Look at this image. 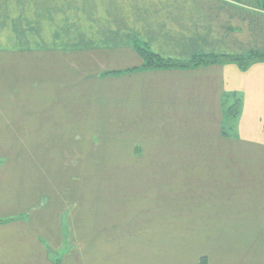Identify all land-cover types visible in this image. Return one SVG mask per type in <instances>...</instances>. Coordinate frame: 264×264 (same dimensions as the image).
I'll use <instances>...</instances> for the list:
<instances>
[{
    "label": "rangeland",
    "instance_id": "1",
    "mask_svg": "<svg viewBox=\"0 0 264 264\" xmlns=\"http://www.w3.org/2000/svg\"><path fill=\"white\" fill-rule=\"evenodd\" d=\"M38 25L34 38L19 37L21 33L13 34L9 27L0 29V103L13 105L14 116L24 112L22 102L28 95L41 93L49 104L40 121L42 128H24L22 140L28 142L31 154L28 163L14 158L9 164V147L0 148V153L8 156L9 167L29 177L34 190L29 203L34 204L38 184L39 193H45L39 199L47 200L50 207L48 220L53 227L59 224V230L49 229L48 241L43 243L46 262L51 263L53 252L61 258L74 249L68 237L95 248L88 264H199L218 240L224 239L219 250L236 242L245 244L239 237L251 236L252 230H230L232 213L243 214L245 197L233 194L234 187L223 184L227 181H210L197 166L199 162L210 165L209 154L217 157L223 149L212 138L217 128H203L208 126L205 120L214 123L215 118L203 120L196 112L168 116L164 123L169 125L163 128H139L136 96L142 89L149 93L146 82L157 84L153 80L157 75L150 79L137 74L139 67H117L134 65V59L112 64L108 62L112 54L95 53L92 62L87 53L56 48L45 34L48 28ZM200 79L196 74L193 78L178 76L170 86L178 90L183 82L189 84L186 96H192L188 101L192 102L197 95L215 89L212 83L199 84ZM236 98L230 97L232 102ZM145 117L151 122L159 118ZM232 121L229 117L225 124ZM14 130L16 134L23 131ZM205 131L214 142L210 146L205 143ZM21 151L16 146V154ZM188 152L192 156L185 160L196 163L191 168L196 192L191 195L180 174L184 166L180 160ZM3 213L0 210V220H17L21 215ZM119 244L123 245L120 249ZM130 252L134 255L123 254Z\"/></svg>",
    "mask_w": 264,
    "mask_h": 264
},
{
    "label": "crops",
    "instance_id": "2",
    "mask_svg": "<svg viewBox=\"0 0 264 264\" xmlns=\"http://www.w3.org/2000/svg\"><path fill=\"white\" fill-rule=\"evenodd\" d=\"M38 22L44 25H38ZM15 25L20 27L16 29ZM37 25L48 28L45 34L54 40L51 43L56 48L87 53V59L92 62L95 53L112 54L108 60L112 64L135 60L134 65H117L122 69L142 65L135 53L134 41L162 58L176 61L189 60L199 54L232 56L264 52L262 0H0V29L9 27L13 34L14 31L21 33H18L19 37L34 38L35 31H39ZM137 74H146L144 76L150 79L157 75L153 78L157 84L146 82L149 93L142 89L136 96L139 128H163L164 124L169 125L164 123L168 116L186 117L197 112L203 120L214 117L215 124L205 120L208 126L203 125V128H217L212 138L221 143L223 149L217 157L209 154L210 165L203 166L199 162L198 169H203L212 182L227 181L223 184L232 185L233 194L246 199L240 209L243 214L232 213L230 224V230L253 231L251 236L239 237L246 240V245L236 242L229 249L219 250L224 239L218 240L213 243L212 251L200 257L199 264H264V61L253 62L245 70L230 62L190 69L142 70ZM195 74L201 78L199 84L212 83L215 89L197 95V101L188 102L192 97L186 96L190 93H187L189 84L183 82L175 90L170 82L178 76L193 78ZM229 93H234L240 100L232 123L226 125L237 129L235 139H223L219 134L227 104L231 101L224 95ZM23 99L25 113L18 112L15 116L11 109L13 105L0 103V148L12 149L9 164L14 163V158L25 164L31 159L29 144L22 140L24 128H42L40 121L49 107L41 93ZM224 100L228 103L224 104ZM147 115L159 118L151 122L145 119ZM14 128L23 131L16 134ZM206 134L205 131V143L210 146L214 142ZM16 146L22 150L20 154H16ZM1 155L4 156H0V210L7 215H21L17 220L0 221V264H51L46 262L43 243L48 241L49 229L56 230L59 224L53 227L52 220H48L51 218L49 204L47 200L39 199L45 193H39L37 184L34 204L29 203L34 191L29 177L25 179L20 169L9 167L5 162L8 156ZM186 155L192 156L189 152ZM183 173L184 185L191 195V191L196 192L194 183L197 180L193 172L187 174L184 169ZM223 184L218 187L222 188ZM210 186L215 188L213 184ZM201 187L203 192H208ZM32 212L35 213L31 220ZM70 242L74 249L61 254L60 263L75 264L80 259L81 264H88L95 248L90 244H79L73 237H68ZM59 243H62L61 237ZM120 246L123 245L119 244L117 248ZM125 253L124 256L134 255ZM125 263L133 264L131 261Z\"/></svg>",
    "mask_w": 264,
    "mask_h": 264
},
{
    "label": "trees",
    "instance_id": "3",
    "mask_svg": "<svg viewBox=\"0 0 264 264\" xmlns=\"http://www.w3.org/2000/svg\"><path fill=\"white\" fill-rule=\"evenodd\" d=\"M263 4H264V0ZM134 50L136 51V54L139 55V57L142 60V65L138 70L144 71V70H163V69H169V68H179V69H190V68H196L199 66H206V65H216V64H223V63H235L241 70H245L250 64L253 62L258 61H264V52H250L242 55H221V54H199L191 57L189 60L185 61H176L169 58H162L159 55L151 52L147 47L141 46L139 44H136L135 41L133 43ZM136 69V68H135ZM126 72V71H124ZM117 74V73H114ZM227 99L228 97H235L234 93H229L224 95ZM228 103L227 100H224V104ZM240 105V100L237 98L234 102L232 100L230 101V104H227L226 107V115L223 117V124L219 128V134L223 139H235L234 135V128H230L229 126H226L225 121L229 117L233 118L238 112ZM263 133H264V124H263ZM188 156V155H186ZM182 157L184 161V166L180 170V174L182 176L183 170L185 169L187 174L192 173L191 168L194 169V164H192L190 161H186L185 158L188 157ZM182 163V160L180 161V164ZM184 175V173H183ZM24 215V214H22ZM19 218V217H18ZM17 218V219H18ZM9 220V219H8ZM10 220H15V218H10ZM2 221V220H0ZM66 237V236H65ZM51 253V251H48ZM52 259L51 264H61V258L53 252L51 255Z\"/></svg>",
    "mask_w": 264,
    "mask_h": 264
}]
</instances>
